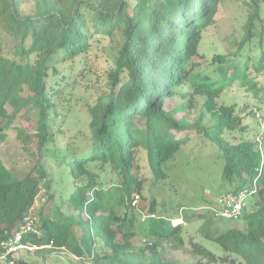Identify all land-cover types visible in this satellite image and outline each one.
<instances>
[{
  "label": "trees",
  "instance_id": "trees-1",
  "mask_svg": "<svg viewBox=\"0 0 264 264\" xmlns=\"http://www.w3.org/2000/svg\"><path fill=\"white\" fill-rule=\"evenodd\" d=\"M224 1L0 0V139L15 128L7 98L26 89L22 107L38 116L35 134L16 129L19 140L36 139L34 168L19 175L0 158V255L2 244L14 238L31 215L38 220L40 235L26 236V241L51 247L36 253L65 248L83 264H173L160 258L157 244L147 253L136 251L132 243L138 236L132 203L143 190L137 176L139 151H145L159 181L168 176L164 165L188 141L204 138L224 158L222 185L229 187L227 193L237 194L254 183L257 192L248 197L241 216L245 230L217 235L200 230L204 241L219 245L226 256L214 254L202 243L193 244L197 264H234L235 259L264 264V135L243 124L244 109L237 104L218 106L236 80L256 96L261 95L258 82L264 89V0L240 3L247 20L235 55L247 45L248 51L258 48L255 72L249 55L241 66L226 65L228 58L217 54L212 64L218 74L200 76L184 88L200 58L201 34L214 24ZM27 4L32 5L30 13L23 10ZM106 38L118 46L111 60L109 91L89 107L85 150L63 151L59 148L62 130L66 125L75 128L78 122L65 102L69 76L60 66L71 69L79 58L87 61ZM249 115L256 118L255 112ZM56 151L62 155L57 167L48 161ZM66 180L73 182L72 190ZM42 190L49 210L42 208L34 216L32 209ZM64 205L71 213L64 212ZM155 210L151 204L148 213ZM204 215L207 222L209 215L221 217L212 209ZM155 218H149V235L173 241L182 238L180 226ZM17 264L32 263L20 260Z\"/></svg>",
  "mask_w": 264,
  "mask_h": 264
},
{
  "label": "rangeland",
  "instance_id": "rangeland-1",
  "mask_svg": "<svg viewBox=\"0 0 264 264\" xmlns=\"http://www.w3.org/2000/svg\"><path fill=\"white\" fill-rule=\"evenodd\" d=\"M241 1L243 0H225L214 24L203 30L197 49L200 58L196 59L197 66L184 85L186 90L200 76L214 77L218 74L217 66L212 64V58L217 54L228 58L226 65L239 63L241 66L244 64L245 56L249 55V59L252 60L253 64L252 73L255 72L254 65L257 64L260 55L258 48L252 47L248 51L249 45H247V48L242 50L240 55H235L238 42L243 36V25L247 20L245 11L240 6ZM31 8L32 5L27 4L23 10L30 13ZM262 10L264 17V4ZM117 47L115 40L106 38L103 39L102 43L95 49L94 55L90 56L87 61L79 58L71 69L68 67L69 65L60 66L62 73L69 76L64 85V88L67 85L65 102L71 111L75 112L76 121L78 122L75 128H67L66 125L62 130L63 137L60 139L59 148H63V151L70 150V153L76 152L78 154L85 150L89 137L88 128L86 127L90 120L88 110L89 107L97 103V99L102 93L109 91L111 60ZM257 88H261L257 89L261 90V95L258 93L260 96H256L254 90L242 87L240 81L236 80L222 94L218 106L237 104L238 107L244 109L241 114L244 120L243 124L248 125L253 133L260 132L264 135L263 83L258 82ZM190 92L188 91V93ZM27 94L28 92L25 89L20 95L7 98V107L10 114L14 116L15 128L6 131L7 137L4 140L0 139V158L7 168L12 169L19 175L31 171L37 162L36 139L26 138V142H24L17 138L16 129L20 127L25 129L28 134H35L36 132L37 114L29 108L22 107L21 99ZM251 111L255 112V119L249 115ZM65 124L66 122L63 125ZM80 136L84 141L82 144H80ZM262 141L264 142V138ZM56 152L49 155L50 159L48 161L52 160V164L57 167L62 163V155ZM224 165L223 156L212 143L204 138H195L188 141L176 153L174 158L164 165V172L168 176L158 181L149 167L145 151L140 150L137 176L143 183V190L137 208L131 210V215L135 219V232L138 234L132 240L135 250H147L148 253L157 244L160 258L173 264H197L199 256L194 254L191 247L193 244L199 243L204 244L208 250L220 257L226 256L219 245L204 241L200 234L201 229L213 232L216 235L231 229H246L243 218H213L212 215H209L210 218L207 222V215H204L208 209L217 212L219 209L218 198L229 191V187L222 185ZM96 172L99 171L96 170ZM103 175L101 174L100 177L104 178ZM64 183H68L69 190L74 188L71 186L73 182L70 180H66ZM44 193V190H42L32 209L34 216H38V212L42 208L45 211L49 210L48 197ZM151 204H154L156 209L154 212L155 219L160 217L170 219L173 221L174 226L182 228V238L179 241L155 238L148 234L149 216L151 215L148 210ZM63 210L66 213H71V210L65 205ZM122 212L123 210L120 208L119 213ZM195 213L196 215H194ZM141 223L144 224L143 227H139ZM141 229L143 230L141 231ZM13 258L15 264L20 260L32 264H83L66 250L56 249L44 250L41 253H36L35 250L20 249L14 253ZM234 264L244 263L239 259H235Z\"/></svg>",
  "mask_w": 264,
  "mask_h": 264
},
{
  "label": "built area",
  "instance_id": "built-area-1",
  "mask_svg": "<svg viewBox=\"0 0 264 264\" xmlns=\"http://www.w3.org/2000/svg\"><path fill=\"white\" fill-rule=\"evenodd\" d=\"M257 192L256 183L252 187H245L237 194L232 192L226 193L220 196L217 200L219 209L217 213L219 216L230 219L241 218L246 202L249 196ZM140 201V196H135L132 206L136 209ZM156 216L150 215L149 218H155ZM38 220L33 216H28L24 219L20 230L16 233L15 237L4 242L2 247L4 252L0 255V263L15 264L14 260H9V257L13 258L14 253L20 249H28L31 251L39 250L42 248H51L50 246L37 247L26 241V236L40 235L38 229ZM25 241V242H24ZM61 250H65L62 248Z\"/></svg>",
  "mask_w": 264,
  "mask_h": 264
}]
</instances>
